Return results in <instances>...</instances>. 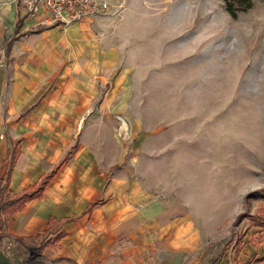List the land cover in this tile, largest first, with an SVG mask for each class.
<instances>
[{
    "label": "rangeland",
    "instance_id": "374dc122",
    "mask_svg": "<svg viewBox=\"0 0 264 264\" xmlns=\"http://www.w3.org/2000/svg\"><path fill=\"white\" fill-rule=\"evenodd\" d=\"M107 1L130 85L116 170L185 212L169 231L191 237L182 264H264V228L250 217L264 210V0L236 18L223 0ZM158 257L150 264L167 262Z\"/></svg>",
    "mask_w": 264,
    "mask_h": 264
},
{
    "label": "crops",
    "instance_id": "0c3cea01",
    "mask_svg": "<svg viewBox=\"0 0 264 264\" xmlns=\"http://www.w3.org/2000/svg\"><path fill=\"white\" fill-rule=\"evenodd\" d=\"M113 22L106 14L65 26L0 0V176L11 194L47 180L6 232L38 239L60 223L47 264H150L159 255L182 264L191 237L169 231L187 224L185 212L116 170L124 147L115 127L129 114L118 100L130 85Z\"/></svg>",
    "mask_w": 264,
    "mask_h": 264
},
{
    "label": "trees",
    "instance_id": "16d2710c",
    "mask_svg": "<svg viewBox=\"0 0 264 264\" xmlns=\"http://www.w3.org/2000/svg\"><path fill=\"white\" fill-rule=\"evenodd\" d=\"M226 5V10L228 13L236 18L239 12H244L252 8L253 0H223ZM14 158L11 160L13 164ZM2 174V169H0V175ZM47 180H43L36 188H31L23 191L19 194H11L6 197L1 209L0 215V264H47L45 257L43 255V250L47 246H55L56 241L60 238L61 232L57 235L55 240L51 238L48 239L49 235L55 234L60 229V223L53 222L50 229L40 236L38 239H24V238H13V243L15 244L14 249L10 252L7 248L3 247L4 240L8 239L6 229L13 222V215L20 211L25 203L32 199L41 196ZM7 185V184H6ZM4 192L0 185V199L2 198ZM250 197H257V194H252ZM253 220L254 225L264 228V210L261 208L254 215L250 216ZM243 220V216L240 217L236 224H239ZM38 241H41L40 243ZM35 242L38 243L35 246ZM242 241L240 240V243ZM28 243L30 244L28 245ZM32 244L34 246L32 247Z\"/></svg>",
    "mask_w": 264,
    "mask_h": 264
},
{
    "label": "built area",
    "instance_id": "2783aa9c",
    "mask_svg": "<svg viewBox=\"0 0 264 264\" xmlns=\"http://www.w3.org/2000/svg\"><path fill=\"white\" fill-rule=\"evenodd\" d=\"M11 2L24 8L31 16L45 11L53 21L65 26L85 18L106 15L110 11L107 0H11Z\"/></svg>",
    "mask_w": 264,
    "mask_h": 264
}]
</instances>
